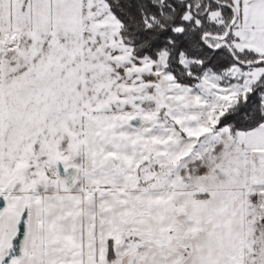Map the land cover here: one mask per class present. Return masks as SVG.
Returning <instances> with one entry per match:
<instances>
[{"label":"snow or ice","instance_id":"snow-or-ice-1","mask_svg":"<svg viewBox=\"0 0 264 264\" xmlns=\"http://www.w3.org/2000/svg\"><path fill=\"white\" fill-rule=\"evenodd\" d=\"M0 264H264V0H0Z\"/></svg>","mask_w":264,"mask_h":264}]
</instances>
